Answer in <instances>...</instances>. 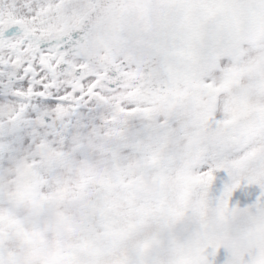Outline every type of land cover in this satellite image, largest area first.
Masks as SVG:
<instances>
[{"label":"snow or ice","instance_id":"snow-or-ice-1","mask_svg":"<svg viewBox=\"0 0 264 264\" xmlns=\"http://www.w3.org/2000/svg\"><path fill=\"white\" fill-rule=\"evenodd\" d=\"M0 264H264V0H0Z\"/></svg>","mask_w":264,"mask_h":264}]
</instances>
